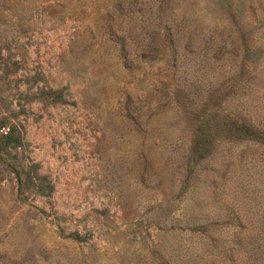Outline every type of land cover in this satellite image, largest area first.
<instances>
[{
  "label": "rangeland",
  "instance_id": "1",
  "mask_svg": "<svg viewBox=\"0 0 264 264\" xmlns=\"http://www.w3.org/2000/svg\"><path fill=\"white\" fill-rule=\"evenodd\" d=\"M230 123L264 134V0H0V264H264Z\"/></svg>",
  "mask_w": 264,
  "mask_h": 264
},
{
  "label": "trees",
  "instance_id": "2",
  "mask_svg": "<svg viewBox=\"0 0 264 264\" xmlns=\"http://www.w3.org/2000/svg\"><path fill=\"white\" fill-rule=\"evenodd\" d=\"M45 93L51 96H60L59 92L55 91H47ZM218 124L219 122L215 123V126ZM220 133L221 134L218 135H221L225 139L231 141H254L264 143V134L262 132L244 124L237 125L235 123H230V126L226 129L224 128ZM211 137L214 136L210 134V138L205 137V142L211 139ZM205 142L203 143L204 145ZM206 143L209 144V142ZM20 144L21 139L19 137V134L14 129L10 128L4 135H0V155H7L9 149H14L20 146ZM196 144H198V142L195 141L194 145ZM206 149L207 147L203 148L204 153H206ZM198 150L200 151L201 149L192 151L193 153L191 154V157L193 161L194 158L195 160H197L204 155L203 152H198ZM7 167L8 171L15 177L18 189H20L21 187H26L33 190L39 196H48L51 193V187L48 184L47 178L38 175L35 169L31 171L33 177H29L27 173L23 174L17 168V166H14L13 164L8 163Z\"/></svg>",
  "mask_w": 264,
  "mask_h": 264
},
{
  "label": "built area",
  "instance_id": "3",
  "mask_svg": "<svg viewBox=\"0 0 264 264\" xmlns=\"http://www.w3.org/2000/svg\"><path fill=\"white\" fill-rule=\"evenodd\" d=\"M7 132V129L5 128H0V134L4 135Z\"/></svg>",
  "mask_w": 264,
  "mask_h": 264
}]
</instances>
